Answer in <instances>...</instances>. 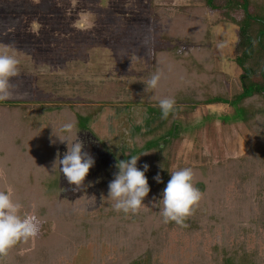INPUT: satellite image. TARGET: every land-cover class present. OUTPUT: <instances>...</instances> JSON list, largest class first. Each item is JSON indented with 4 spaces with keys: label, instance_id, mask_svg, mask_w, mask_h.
<instances>
[{
    "label": "rangeland",
    "instance_id": "obj_1",
    "mask_svg": "<svg viewBox=\"0 0 264 264\" xmlns=\"http://www.w3.org/2000/svg\"><path fill=\"white\" fill-rule=\"evenodd\" d=\"M201 2L0 0V51L7 50L20 61L19 75L12 80L14 94L0 101V105L65 108L82 104L90 92L116 86L112 102L91 118L88 132L79 134L83 151L94 158V166L81 187L69 184L60 172L62 195L73 203L75 199L85 201L83 216L98 224L107 221L108 228L115 224L118 233L128 234L133 230L139 234L144 226L145 233L152 237L158 233L157 229L164 231L171 225L166 238L158 242L153 237L152 244L158 248L154 264H221L223 256L229 254L237 264H264V161H257L258 156H264V119L247 122L242 107L214 104L189 109L190 101L178 105V114L173 116L176 137L165 151L164 167L160 164L159 168L167 173L186 167L194 173L212 167L227 170L219 190H210L209 184L195 185L205 206L199 203L185 220V226L163 222L162 202L158 203L164 183L154 179L158 174L162 176L156 168H148L149 173H145L150 192L143 200L145 206L137 213L114 210V201L108 198L110 180L119 171L115 161L120 158L121 150H133L136 143L142 142L144 133L159 124L144 105L137 103L143 98L148 81L150 52L161 41L157 35L167 30L169 19L178 9L199 6ZM262 3L260 7L252 6L254 17L263 19ZM162 18L166 21L163 26ZM204 19L212 69L223 78L220 91L230 96L240 87L241 70L233 62L239 26L228 21L230 15L206 12ZM247 103L259 105L254 99ZM1 108L0 158H8L9 152L14 151V164L29 167L32 158L41 159V154L28 148L30 133L26 123L18 115L12 119ZM66 151L67 148L59 147L60 159ZM246 167L254 169L252 182L251 177L244 176ZM260 176L261 179L257 178ZM194 180L200 181V177ZM42 213L44 217L48 214L45 207ZM47 218L49 229H54L56 221L46 215ZM152 219L154 223L148 225ZM99 233L109 232L100 229ZM94 236L92 233L93 243L80 246L72 260H67L68 264H88L93 257L98 259L97 264L130 262L126 246L122 249L112 245L104 234H97V240ZM146 249L139 256L133 253L131 259L136 255V264H151L152 259H140L152 247L147 245ZM17 255L25 263L30 259L28 249H20L13 255L14 260ZM118 255L125 258L121 263L115 259Z\"/></svg>",
    "mask_w": 264,
    "mask_h": 264
},
{
    "label": "trees",
    "instance_id": "obj_2",
    "mask_svg": "<svg viewBox=\"0 0 264 264\" xmlns=\"http://www.w3.org/2000/svg\"><path fill=\"white\" fill-rule=\"evenodd\" d=\"M262 1L202 0L199 6L181 7L169 19L167 30L156 34L157 37L160 36L161 41L159 44L157 42V49L152 50L149 55L147 77L149 80L153 73L159 71L161 78L158 87L145 90V86L143 98L137 101L138 104L147 108L151 117L159 120V124L146 131L142 136V142L136 143L133 150H121L120 158L115 161L116 164L121 158L122 160L130 159V155L140 156L137 167L143 170V165L149 163L150 169L156 168L157 173L162 175L160 183L164 184L160 185L164 190L171 176L166 169L159 167L160 164L163 166V157L168 144L176 137L173 116L178 114V105L185 101H190L187 102L190 105L189 109L221 104L235 109L241 107L245 109L247 122L253 118L264 119V72L262 73L264 69V17L263 19L254 17L251 13L252 6L260 7ZM206 12L218 13L222 16L230 15L231 19L228 21L239 26L233 62L241 70L240 87L237 93L230 96L220 91L223 87V78L212 69L211 51L209 42L206 40L208 38L207 24L204 19ZM163 20L165 21L163 18L160 20L162 26L166 23ZM163 38H168V40L165 41ZM115 88L116 86L112 85L110 89L105 88L101 92H90L84 96L82 104L65 107L66 109L62 106L54 109L50 106L31 108L26 105H0V108L2 106L1 109L12 116V119L18 115L19 119L26 123L28 133H30L28 148L41 154V159L32 158L29 167L14 164L16 155L14 151L9 152L8 158H0V190L10 189L13 199L23 205L21 215L34 214L40 221L38 235L34 239L19 242L20 245L12 247L15 251L9 250L10 253L0 257V264H52L53 262L54 264H68L80 246L93 243L95 239L92 238V233L95 234L96 240L97 234H104L112 245H117L122 249L126 246L127 256L130 258L128 264H136L138 260L136 255L139 256L141 250L142 254L146 252L143 250H147V245H150L152 249L140 259L148 261L152 259L151 264L157 260L154 257L157 255L158 248H154L152 244L153 237L155 236L158 242L161 238H166L171 225L164 231L157 229L158 233L150 237V234L145 233L144 226L139 234H135L133 230H130L128 234H123L121 231L119 233L116 231L115 224H111L110 228H108L110 223L107 221L98 224L91 217L83 216L86 209L82 204L85 201L75 199L76 202L73 203L62 195L58 165L53 169L59 154V147L67 148V142L61 143L54 135L66 136L67 134L61 131V126L71 121L75 125L74 132H78L79 139V134L89 131L88 123L91 118L112 102L116 94ZM163 97H172L176 102L173 112L167 119L162 118L158 103V100ZM252 99L256 100L259 105L253 106L247 103ZM68 142H72L71 136H68ZM21 150L24 151L25 148ZM1 154H3L2 150ZM263 159L262 155L257 157L259 162L264 161ZM226 172V169L218 170L216 167L201 169V172H196L194 176V178L199 176L200 181L194 180L193 183L204 186L209 184L210 190H219L225 180ZM243 173L247 178L251 177V182L253 181L254 169L246 167ZM257 178L261 179V176ZM200 201L199 203H202L204 207L205 201ZM81 205L83 207L79 209ZM44 207L48 211L46 215L56 221L55 228L52 230L48 227L50 221L46 219V215L43 216ZM152 223H154L153 219L147 222L148 225ZM174 223L170 222V224ZM100 229H107L109 233H99ZM20 249L30 251V259L26 263L21 261L18 255L14 260L13 255L17 254ZM133 253L136 254L135 258L131 259L134 257ZM104 258L105 256L103 261ZM116 258L118 263L125 259L120 255ZM97 262L98 259L93 257L88 264H97ZM221 264L237 263L233 255L229 254L223 256Z\"/></svg>",
    "mask_w": 264,
    "mask_h": 264
},
{
    "label": "clouds",
    "instance_id": "obj_3",
    "mask_svg": "<svg viewBox=\"0 0 264 264\" xmlns=\"http://www.w3.org/2000/svg\"><path fill=\"white\" fill-rule=\"evenodd\" d=\"M19 63L20 61L7 50L0 51V101L13 96L15 85L12 80L19 75ZM160 78L159 71L153 73L146 82L145 90L156 89ZM158 103L162 118L167 119L174 110L176 103L174 98L163 97ZM74 128L73 122H66L61 126V131L67 135H54L61 143L67 142V151L62 159L58 154L53 169L57 165L58 167L62 165L59 171L63 173L68 183L81 187L95 161L88 152L83 151L84 144L78 139V132H74ZM68 136L72 137L71 143L68 142ZM139 158L140 156L130 155V159L120 160L116 164L119 171L114 174V179L108 185V198L114 201L112 207L116 211L137 213L145 206L143 200L150 192L145 175L149 165L144 164L143 170H140L137 167ZM170 176L163 190L162 199L158 203L162 202L160 213L164 223L175 222L183 227L185 220L192 215L201 200L202 193L193 183L195 173L192 168L171 171ZM154 179L161 182L159 174ZM22 208L23 205L13 199L10 189L0 190V256L6 255L19 242H27L38 235L40 221L34 214L21 215Z\"/></svg>",
    "mask_w": 264,
    "mask_h": 264
},
{
    "label": "water",
    "instance_id": "obj_4",
    "mask_svg": "<svg viewBox=\"0 0 264 264\" xmlns=\"http://www.w3.org/2000/svg\"><path fill=\"white\" fill-rule=\"evenodd\" d=\"M264 72V69H263V71H262V73Z\"/></svg>",
    "mask_w": 264,
    "mask_h": 264
}]
</instances>
